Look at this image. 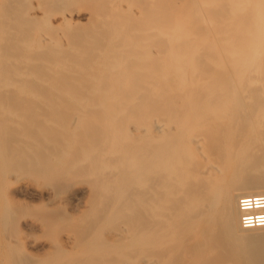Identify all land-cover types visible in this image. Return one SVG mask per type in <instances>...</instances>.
Masks as SVG:
<instances>
[{
	"label": "bare ground",
	"instance_id": "obj_1",
	"mask_svg": "<svg viewBox=\"0 0 264 264\" xmlns=\"http://www.w3.org/2000/svg\"><path fill=\"white\" fill-rule=\"evenodd\" d=\"M31 1L0 0V146L18 155L51 117L75 165L109 192L119 178L111 193L126 179L117 198L96 188L122 222L144 218L122 234L154 257L131 262L264 264V226L239 205L264 197V0ZM81 11L87 24L67 20Z\"/></svg>",
	"mask_w": 264,
	"mask_h": 264
},
{
	"label": "rangeland",
	"instance_id": "obj_2",
	"mask_svg": "<svg viewBox=\"0 0 264 264\" xmlns=\"http://www.w3.org/2000/svg\"><path fill=\"white\" fill-rule=\"evenodd\" d=\"M31 7L35 10L41 8V0H32ZM36 13L41 14L42 12ZM56 13L48 12L53 25H58L63 21L62 12L59 16H55ZM65 13L67 20L73 24L88 23L89 12ZM40 24L42 25V22ZM36 123L38 127L34 130L35 133L43 132V128L47 125L48 135L40 138L22 136L21 134L26 131L23 120L17 129L21 135L18 138L21 144L18 155L11 149L8 151L7 148L0 146V264H105L104 262L111 260L114 262L117 260L114 264H142L147 254L148 257H154L146 245L147 242H142L145 236L136 241L122 234V230L128 225L126 222L128 220L132 221L131 224L134 223V227L144 225L143 216L136 214V211H129L131 207L127 211L123 207L125 214L129 211L131 214L134 213L129 216H141L140 219L143 220L141 219V222L138 217H135L137 218L135 222L134 218L130 220V217L127 220L125 217L122 222L123 216L122 220L120 218L121 221L118 219L122 208H119V211L116 207L113 215L108 207L110 202L107 203V201L114 199L109 197L107 200L106 197L107 199L104 200V196L100 195L105 192L104 194L109 196L111 190L117 189L119 178L118 180L113 179L114 186L109 184L116 187L113 190L109 186L111 189L109 192L108 187L101 184L103 176L101 178L93 175L96 177L94 180L92 174H89L91 173L89 165L74 164L73 159L79 155L76 151L77 144L64 139L66 134L51 117L48 120L41 118ZM8 140L12 141V138ZM30 141H36V143H29ZM65 150L67 153H63ZM116 156L118 159L119 154H114L112 157L116 159ZM114 171L107 169L105 172ZM18 175L21 184L24 182L29 185L28 190L16 191L20 183H14V185L12 183L14 177ZM121 179L124 181L120 183L122 188L126 179L122 177ZM96 183L102 186V188L98 186L99 189L101 188V193L98 187L96 188ZM129 184L130 189L135 187V184ZM104 188L107 192L103 191ZM143 188L144 185L141 183L140 190ZM120 189L116 194L112 192L110 196L116 197ZM124 205L127 204L124 203ZM108 211L109 213H106ZM99 213L104 217L99 215L100 219L96 218ZM92 222H97V224L94 225ZM128 226L132 227V225ZM250 241L246 243L250 245L248 243ZM142 246L144 248L141 253ZM138 247L141 248L137 250ZM133 251L141 255L144 253L142 255L144 258L140 255L139 262H131L134 260L132 258L137 255Z\"/></svg>",
	"mask_w": 264,
	"mask_h": 264
},
{
	"label": "built area",
	"instance_id": "obj_3",
	"mask_svg": "<svg viewBox=\"0 0 264 264\" xmlns=\"http://www.w3.org/2000/svg\"><path fill=\"white\" fill-rule=\"evenodd\" d=\"M240 210L245 214L241 223L244 227L264 226V197L240 199ZM255 214V215H249Z\"/></svg>",
	"mask_w": 264,
	"mask_h": 264
}]
</instances>
